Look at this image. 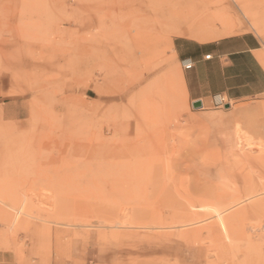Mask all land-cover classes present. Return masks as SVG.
Listing matches in <instances>:
<instances>
[{"label": "rangeland", "instance_id": "obj_1", "mask_svg": "<svg viewBox=\"0 0 264 264\" xmlns=\"http://www.w3.org/2000/svg\"><path fill=\"white\" fill-rule=\"evenodd\" d=\"M239 33L264 0H0V264H264V95L207 117L175 49Z\"/></svg>", "mask_w": 264, "mask_h": 264}, {"label": "crops", "instance_id": "obj_2", "mask_svg": "<svg viewBox=\"0 0 264 264\" xmlns=\"http://www.w3.org/2000/svg\"><path fill=\"white\" fill-rule=\"evenodd\" d=\"M200 41L181 38L175 41V49L181 60L190 57L194 61L193 68L184 69L182 82L191 102L202 100L207 117L226 113L207 106L215 94L226 96L230 105L264 95V52L256 36L239 33Z\"/></svg>", "mask_w": 264, "mask_h": 264}, {"label": "built area", "instance_id": "obj_3", "mask_svg": "<svg viewBox=\"0 0 264 264\" xmlns=\"http://www.w3.org/2000/svg\"><path fill=\"white\" fill-rule=\"evenodd\" d=\"M211 56H212L211 54H207L206 58H211ZM181 64L184 69L189 70L193 68L194 61L192 60V58L187 57L181 60ZM212 103L215 107H224L227 103H230V102L227 99V97L224 96L223 94H215L212 98Z\"/></svg>", "mask_w": 264, "mask_h": 264}, {"label": "bare ground", "instance_id": "obj_4", "mask_svg": "<svg viewBox=\"0 0 264 264\" xmlns=\"http://www.w3.org/2000/svg\"><path fill=\"white\" fill-rule=\"evenodd\" d=\"M240 134H241V132H239ZM241 140H244V139H241ZM240 142V141H239ZM46 194V193H45ZM27 199V198H26ZM0 202L1 203H3V204H6V205H8L6 202H5V200H3V199H1L0 198ZM41 202V201H40ZM41 204V203H40ZM23 205V204H22ZM45 205V204H44ZM48 205V204H47ZM9 206V205H8ZM27 206V205H26ZM260 208L259 209H263L264 208V203H261L260 205ZM24 207V206H23ZM26 208V207H25ZM24 208V209H25ZM205 208V207H204ZM212 208V210L214 211L213 213L215 214V216H216V218H218V221H219V225H220V227L222 228V230H223V232L225 233V234H229V230H228V227H227V225H226V222H225V220H224V214L229 210V209H225V210H219L217 207H215V206H213V207H211ZM203 209V208H202ZM209 209V208H208ZM17 210V209H16ZM205 210H206V208H205ZM24 212V210L22 209V210H18V213H23ZM16 214V213H15ZM26 214H27V212H26ZM29 214V213H28ZM27 214V215H28ZM24 215V214H23ZM16 219H18V218H16ZM16 221V220H15ZM226 235V236H227Z\"/></svg>", "mask_w": 264, "mask_h": 264}, {"label": "water", "instance_id": "obj_5", "mask_svg": "<svg viewBox=\"0 0 264 264\" xmlns=\"http://www.w3.org/2000/svg\"><path fill=\"white\" fill-rule=\"evenodd\" d=\"M192 104H193V107L194 108H201V107H203V102H202V100L201 99H198V100H194L193 102H192ZM225 107L226 108H229L230 107V103H227L226 105H225Z\"/></svg>", "mask_w": 264, "mask_h": 264}]
</instances>
